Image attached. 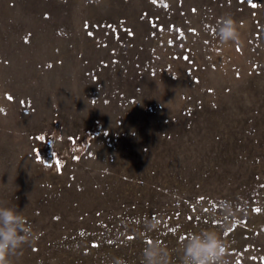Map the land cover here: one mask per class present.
<instances>
[{"label":"rangeland","instance_id":"obj_1","mask_svg":"<svg viewBox=\"0 0 264 264\" xmlns=\"http://www.w3.org/2000/svg\"><path fill=\"white\" fill-rule=\"evenodd\" d=\"M0 204L38 234L10 264H181L201 230L264 264V0H0Z\"/></svg>","mask_w":264,"mask_h":264},{"label":"clouds","instance_id":"obj_2","mask_svg":"<svg viewBox=\"0 0 264 264\" xmlns=\"http://www.w3.org/2000/svg\"><path fill=\"white\" fill-rule=\"evenodd\" d=\"M216 35L221 43L240 39L238 23L230 16L221 17L216 24ZM225 211H230L226 205ZM155 222L146 221L145 229L152 231ZM38 239L33 225L16 206L0 204V264H10L9 258ZM227 245L214 230L191 233L181 246V264H227ZM142 264H170L169 253L158 241H152L142 251Z\"/></svg>","mask_w":264,"mask_h":264},{"label":"snow or ice","instance_id":"obj_3","mask_svg":"<svg viewBox=\"0 0 264 264\" xmlns=\"http://www.w3.org/2000/svg\"><path fill=\"white\" fill-rule=\"evenodd\" d=\"M153 2H155V0H153ZM9 99H11V97H9ZM39 139H43V137H40ZM256 211H259V209H257ZM131 239V237H130Z\"/></svg>","mask_w":264,"mask_h":264}]
</instances>
